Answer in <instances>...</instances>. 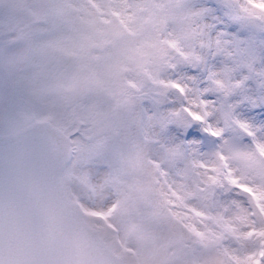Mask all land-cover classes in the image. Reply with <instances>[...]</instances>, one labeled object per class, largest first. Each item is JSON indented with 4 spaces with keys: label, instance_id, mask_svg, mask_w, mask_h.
Segmentation results:
<instances>
[{
    "label": "rangeland",
    "instance_id": "rangeland-1",
    "mask_svg": "<svg viewBox=\"0 0 264 264\" xmlns=\"http://www.w3.org/2000/svg\"><path fill=\"white\" fill-rule=\"evenodd\" d=\"M0 60L124 264H264V0H0Z\"/></svg>",
    "mask_w": 264,
    "mask_h": 264
},
{
    "label": "water",
    "instance_id": "water-1",
    "mask_svg": "<svg viewBox=\"0 0 264 264\" xmlns=\"http://www.w3.org/2000/svg\"><path fill=\"white\" fill-rule=\"evenodd\" d=\"M0 86L12 91L2 68ZM69 154L67 139L46 122L0 137V250L16 264H91V251L77 263L61 259L72 235L82 229L103 263L121 264L64 195L60 172ZM8 219L9 239L1 237Z\"/></svg>",
    "mask_w": 264,
    "mask_h": 264
}]
</instances>
